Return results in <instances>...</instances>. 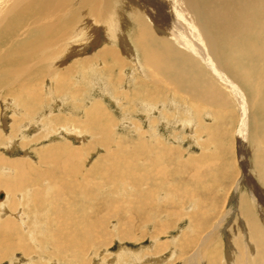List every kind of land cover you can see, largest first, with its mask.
<instances>
[{
    "label": "rangeland",
    "instance_id": "obj_1",
    "mask_svg": "<svg viewBox=\"0 0 264 264\" xmlns=\"http://www.w3.org/2000/svg\"><path fill=\"white\" fill-rule=\"evenodd\" d=\"M117 1L125 3L123 2L124 0ZM123 9L125 13L128 12L127 8ZM89 22H91V20ZM137 27V24L130 20L122 27L119 38L118 36L109 35V33L105 30H98L99 32L97 31L98 33L96 32L93 35L94 38L92 37L88 39L87 37L89 35H84L79 38L77 35L76 37L72 35L70 39L72 40L70 41L72 46H70L71 49L69 52H64L60 57H58L57 61L54 59L56 62L45 61L50 57L48 54H52L50 52L45 55H38L39 58H34L36 62L35 68L34 66L31 67L34 61H31V63L28 64L30 69H32L28 72L29 74H27L26 80L23 79V82L17 81L16 83L10 85V87L7 86L2 89L0 97H3L4 95L7 97L6 95L10 92L11 95L19 93V96L15 95L12 97L13 100H11L13 107L11 108L10 105L9 108L4 105V100H2L0 118L3 117L2 113H6L8 116L6 119V130L9 129L7 130V133L10 132L12 120L13 122L16 120L19 122V120L24 116H27V119H25V122L23 123H26L25 125L21 124L16 131L15 128L13 129L18 133L21 131L22 133L20 132V134L24 136V139L22 140L18 138L19 134H17L18 136L16 135V139L14 136V139H12L14 143L16 142L17 146L20 144L18 147L16 146L15 149L8 150L6 149V146H4L5 143L10 144L12 136L11 138L9 137V134L11 133L6 135V132L2 128L3 126H0V141H5L3 144L2 142L0 143V160L3 159V164H7V169L5 168L6 170L13 171V173H6V171H2L3 174H0V181L21 172L19 167H25L26 170L28 169L27 171L32 172L30 175H33L34 178L37 176L38 178L40 177L39 180L42 179L41 184H43V187L46 183H53L55 185L52 184L51 187H53V189L47 191L41 196H38V198L33 197L32 194H35L34 192H36L37 188L40 187L41 184L39 183L33 186L31 184H26L28 186L25 185L26 188L24 187L20 189L16 192V194H9V206L6 203V208L9 209L12 206L14 211L12 213L8 211L5 215L12 218L15 225L18 226L19 220L16 219L15 215L19 211L21 214L20 218H22L24 214V222L26 223L28 221L27 223L33 232L35 241H38V243L43 241V244L39 243L38 246L41 244L40 248L44 250L45 254H43V257L37 255L40 250L37 246H35L36 244L34 245L35 247L33 245V247L29 245V247H32L37 254H28L24 248H21L18 252H13V255L11 254L7 258L0 260V264H17L18 261L23 258L25 261H29L27 262L28 264H40L39 262H41V264H61L62 262V264H75L77 259L83 264H188V260L191 259L190 256L193 257L195 254H197L195 258L197 264H210L211 257L209 252H211L214 247H218L220 251V255H218V264H264V249L260 250L259 248L261 243L259 244L258 241L253 240L250 229L247 226V222H244L240 216L239 218L242 220V224L240 225V220H237V216L243 206L242 203L243 201L245 202L246 195L249 192L246 183L242 182L239 184L238 182L241 177H243V174L240 170L238 162L236 161L238 160V153L236 152L238 147L236 140L237 136L234 137V134H236L235 131L238 125L237 116L234 113H228L225 110L223 112L214 105L209 106L210 108L201 109H195V106H186L187 109L185 110L183 109L184 106L178 101L179 97L171 98V100H169V97L165 99L166 96H163L166 91L165 88L170 90L169 87H171V84L169 85L165 82L160 83L158 79L162 78L161 80H168L169 77L165 75H158L157 71L152 66L149 67V64L143 59V51L134 40V36L137 33ZM83 43L84 45H82ZM105 46L107 48L115 49L121 54L124 59V67L122 66L121 68L116 66L115 63H112L111 59H108L106 62L103 59L94 56H97L96 53ZM73 51L76 53H73ZM93 56L94 60H92ZM88 57L91 58V65L77 64ZM96 58L98 60H96ZM41 63L44 67L40 65ZM70 66L73 67L70 68ZM118 67L120 69H118ZM24 69L28 70L29 68L27 69L24 67ZM66 70L72 71L67 72ZM64 71L68 74L66 75ZM154 71L157 75L154 74ZM193 71L194 72L190 71V73L197 74L196 70ZM202 74L204 75L203 71ZM33 75H35V77ZM203 75L202 77L205 76ZM39 82L40 84H38ZM36 86L37 89L39 87L40 88L35 90ZM144 86H147V89ZM20 87H22L23 90L19 89ZM141 90H143V94L140 92ZM36 91L39 92L36 93ZM217 92L218 94L216 95L218 98H221L224 102H228L232 98L229 93L221 88L217 89ZM26 93H30L29 97L32 98L33 96H40L44 102H41L39 107L34 109L35 112H33L34 110H31L33 115L30 111H26L25 114V111L15 103L17 97L22 98L23 94ZM151 93H154L155 96L157 95L159 99V101L154 104L147 98L151 95ZM157 96L156 100H158ZM48 103L49 105H47ZM5 108H7L8 111L3 112ZM217 111L220 117L217 116ZM27 112L30 116L27 115ZM1 121L2 120L0 119V125H3L1 124ZM56 121L58 122L56 123ZM107 129L110 134L107 132ZM15 132L12 135H15ZM4 134L7 137H5ZM108 134L109 136L106 137ZM36 138H38V141H36ZM103 142L106 144L104 145ZM21 143L22 145L26 143V148L29 149L28 154H24L22 152L24 148H21ZM55 146L56 148L68 146L70 151L72 150L76 152V164L72 162L73 157H70L69 155L62 156V159L67 160V166L62 163V159H57V161L60 160L57 162L54 161V158L52 159V157L47 156L46 151L50 148H53L54 150ZM124 146L127 149L124 148ZM119 148L120 150H117ZM130 148L131 150H129ZM249 148L250 146L248 144L247 153L244 152V154L247 157L246 159L249 160L248 162L251 167L253 158L252 154H254V152ZM134 150H137L139 153H135ZM44 154L45 156L40 160ZM113 156L115 158H113ZM17 159H19V163ZM23 159L25 161H29L30 165L23 161ZM15 161L17 162L15 163ZM233 161H236L238 165ZM22 163L23 165H21ZM24 163L27 164V167ZM10 164L12 167H10ZM134 165H136V167ZM15 166L19 167L16 168ZM0 168L2 169V166H0ZM131 169L132 171L135 169V171L132 172L130 171ZM65 170H68V176H71L70 173L72 172L78 176L86 175L88 178H91L87 188L76 187L79 188V193L77 192L75 194L78 198H69L67 200L68 203L69 200H72L68 204L73 210L71 213L73 212L78 215L80 207H82L83 214L87 213L88 218L92 217L91 219L93 220H99L98 223L103 222L102 226H107L104 227L105 229L107 228L106 230L104 228L102 229L103 233H100L101 231L98 229L96 231L95 228L91 231V236L93 235L91 239H93H88V246L86 247L88 250L82 253V256L76 253L79 258L75 255L77 259L74 258V261L73 257L70 256L72 254H66L68 249L66 247L60 248V242L56 241L53 235L56 230L58 232V227L55 221L57 211H62L57 209L55 206L57 205V200L53 197L55 193L54 190H56L58 184L61 182H68L71 179H68L69 177L65 175ZM251 170L253 171V168ZM195 171L197 172V176L194 179L190 178ZM252 171L251 173H253ZM92 174L93 176H91ZM127 174L130 175L128 178L125 177V179L124 176H127ZM163 174L165 177H162ZM141 177H146L147 179L143 178L144 180L142 179V181L144 182H142ZM34 178L32 181H38V179ZM132 178L136 179L134 180ZM123 179L125 180L123 181ZM129 179H131V181ZM236 180L237 182H235ZM54 181L58 182V184ZM137 181L139 182V185H137ZM126 182L128 186L125 185ZM81 183H84V181ZM140 183L142 186H140ZM161 185L162 187H160ZM191 185H193V187H191ZM141 187H144L145 190ZM138 188H141L142 190H139ZM2 189L3 188L1 187L0 192H2ZM146 189L148 191H146ZM4 191L5 190L3 189V192ZM136 191H139V193L142 194H137L138 192ZM134 193L138 196L136 197V194ZM127 194L129 195L127 196ZM102 195L105 196V199ZM82 196L85 197L83 198ZM114 196L124 197L126 200L125 204L128 203L129 206L126 204L123 208H121L122 212H119V214H122V216L117 215V217L114 216V219L113 217L110 219V215L106 213L107 209L105 212V208L103 209L100 207L99 209L98 206L116 204V199H113ZM145 196L148 200H150L148 201ZM138 197H140V199ZM39 198L42 199L41 203H39ZM95 198H97L98 202H95L97 201ZM102 199H104V202ZM136 199L139 200V203L148 201L151 204H145L143 202L141 203V206L139 204L141 208L135 205L134 207L131 204H133ZM131 201H133V203ZM91 203L94 205H91ZM85 204H89L92 210L90 209L91 211H89L88 208L85 210ZM146 205L147 207L149 206V208H146ZM142 209L145 210L142 211ZM125 210L126 212H124ZM66 211L68 212L67 215L71 214H69L68 209H66ZM173 212L174 214H172ZM74 214L71 215L75 216ZM255 214H260L259 220H261V216L263 214L257 208ZM104 215L106 217L108 216V219H105ZM223 216L225 217L224 222H222V228L217 230L216 233L213 232L214 230L212 228ZM102 217L105 220L101 219ZM199 220H204L206 223L200 224ZM105 221L107 222L106 224ZM116 222L118 223L119 228ZM262 228L264 229V227ZM127 229H129V231H127ZM108 231L112 232V235H109V237L107 236ZM121 234H123L122 236L124 237H121ZM126 234L129 235L125 236ZM185 234V238H188V240L182 241ZM21 235L23 237L22 240L26 242L25 245H28V241L30 240L28 239V235L25 232L21 233ZM203 235L208 238L206 242L207 244L205 243L204 245L201 244L198 246V243H201V240L204 238ZM262 235L264 236V230H262ZM101 238H106L105 240L107 243H105V245L99 243ZM196 239L197 242H195ZM191 241L193 243H191ZM202 241H204V239ZM260 242L264 243V240H261ZM250 243L252 244L250 245ZM249 245L253 247L252 250H250ZM45 246H48L47 249ZM92 246L96 248H93ZM229 247H231V250ZM92 249H94V252ZM47 250L49 252L52 250L55 253L60 251L61 254H57L59 256H55V254H47ZM249 250L251 253H248ZM244 251L246 252L244 253ZM253 252L255 253L253 254ZM84 256L89 260L84 259ZM46 257H50L51 259ZM66 258H70L71 260H68L74 263L67 261ZM36 259L39 261L37 262ZM80 260H83L84 262Z\"/></svg>",
    "mask_w": 264,
    "mask_h": 264
},
{
    "label": "bare ground",
    "instance_id": "obj_2",
    "mask_svg": "<svg viewBox=\"0 0 264 264\" xmlns=\"http://www.w3.org/2000/svg\"><path fill=\"white\" fill-rule=\"evenodd\" d=\"M123 2H125V3L118 2L117 0H0V95H1V91L3 88H5L7 86L10 87V85H12L13 83H16L17 81H22L23 79H25V80L27 79V74H29L28 72L32 69V68L30 69L28 64L31 63V61H34V63H33L34 65L32 64L31 67L34 66V68H35L36 62H35L34 58H37L38 55H40V54L45 55L46 53L50 52L52 54H48V56H50V57L47 58V60H45V61L53 62V61H55L54 59H56V61H57L58 57H60L64 52H67V51L69 52V50L71 49L70 46H72L70 43V41H72V40H70L72 35L75 37L77 35L78 38L81 36H84V35L85 36L89 35L87 37V39H88V38H92L93 35L98 30H105L109 33V35L118 36V38H119L122 27L125 26L127 22L132 20V22L136 23L138 26L137 27V33L134 36V40H135V43L143 51V57H144L143 59L149 64V67L152 66L157 71L158 75H165V76L169 77V79L167 78L168 80H166V79L161 80L162 78L158 79V81L160 83L165 82L169 85L171 84L170 85L171 87H169L170 90L165 88L166 89V91H165L166 95L165 94L163 95V96H166L165 99H167L169 97V100H171V98H178L179 97L178 101H179V103H181V105L184 106L183 109H185V110L187 109L186 106H195V109H201V108H210L209 106L214 105L215 107H218L219 109H221L223 112L225 110L228 113H234L237 116L238 125H237L236 131H235L236 134H234V137L237 136L236 140H237V147H238V149L236 150V152L238 153V155H237L238 160H236V161L238 162V164L240 166V170L243 174V177H241V179L239 177L240 181H238V182H239V184H241L242 182L246 183L248 186V190H249L248 194L246 195L245 202L243 201V203H242L243 204V206H242L243 210H242V207H241V210L239 209L240 213L237 216V218H238L237 220H240V225L242 224V220H244V222L248 223L247 226L250 229L251 236H252L253 240L258 241L259 244L261 243V245L260 246L258 245V246H259L260 250H263L264 249L263 248L264 243L260 242V241L264 240V236L262 235V230H264L262 228V227H264V0H124ZM123 8H127L128 15H127V13H125V11H123L124 10ZM90 20H91V22H89ZM82 26H83V29H82ZM84 39H86V38H84ZM82 45H84V43ZM105 47H103L102 49H100L99 52L96 53L97 56L96 55H94V56L101 58L106 62L108 59H111L112 63H115L116 66H119L121 68H122V66L124 67V63H123L124 59L122 58L121 54L115 49H111V48H107V47L105 48ZM75 48H78V47H75ZM78 50H77V52H78ZM73 53H76V52L73 51ZM94 56H93L92 60H94ZM89 57L86 58L85 60L82 59L83 61L80 63L78 62L77 64H81V65L82 64L83 65H89L90 64L91 65L92 61H91V58H89ZM66 58H68V57H66ZM96 60H98V59L96 58ZM43 64L45 65L44 62H43ZM43 64L41 63L40 65L43 66ZM24 67L27 69L29 68V69L25 70ZM72 67L73 66H70V68H72ZM119 67H118V69H120ZM23 69H24V71H23ZM193 70H196L197 74H195V73L191 74L190 71L194 72ZM66 71H64V73ZM70 71H72V70H70ZM70 71H67V72H70ZM202 71L204 72L205 76L202 74ZM38 72H39V70H38ZM32 74H34V73H32ZM154 74H156L155 71H154ZM66 75H64V76H66ZM202 75L204 77H202ZM33 76L35 77V75H33ZM64 78L67 79L66 77H64ZM64 78H62V79H64ZM42 81H44V80H42ZM58 83H59V81H58ZM35 84H36V82H35ZM38 84H40V82ZM28 85H30V84H28ZM20 86H21V84H20ZM24 86H23V88H24ZM32 86H33V83H32ZM144 87L147 89V86H144ZM220 88L225 90L227 93H229L231 95V97H232L231 100H229L228 102H224L221 98H218V96L216 94H218L217 89H220ZM19 89L23 90L22 87H20ZM38 89L36 86L35 90H38ZM28 90H29V88H28ZM161 90H162V88H161ZM39 91H36V93H38ZM142 91L143 90H141L140 92L142 93ZM150 91H152V90H150ZM30 93L33 94L32 92H30ZM30 93L23 94V96L25 98L23 96H22V98H19L16 96L17 99H16L15 103L17 106H19L20 108H22V110L25 111V114H26V111L31 112V110L37 109L41 102L44 103L43 99L40 96H33V98L29 97ZM158 93H159V89H158ZM18 94H12L11 95V92H10L9 94L6 95L7 97H5V95L3 94L4 96L0 97V107L2 104V100H4L3 104L8 106V108H9V105H10V108L13 107L12 106V100H13L12 97L15 95H18ZM38 95H40V94H38ZM133 96L135 98H137L135 95H133ZM156 96L154 95V93H151V95L148 96L147 98L149 99L150 102H152L154 104L155 102L159 101L158 96H157L158 100H156ZM172 101H173V99H172ZM46 102H47V100H46ZM47 105H49V103ZM75 109H73V110H75ZM6 111H8L7 108H5V110H3V112H6ZM33 112H35V110ZM33 112H31L32 115H33ZM0 115H1V112H0ZM27 115L30 116V114L28 112H27ZM2 116L3 117H1L0 119L2 120L1 124H3V125H0V126H3L2 128L6 132V135L11 133V134H9L10 138L12 136L11 140L14 139V136L16 139V137L18 136L17 134H19V137H18L19 139H21V140L24 139V136H22L20 134L21 131L19 133L15 132V131L18 130V128L21 124L22 125L26 124V123L25 124H23V123L25 122V119H27V116L26 117L24 116L23 118H21L19 120V122H18V120L14 121V122L12 120V124H11L12 126H10L11 129H10L9 133H7V130H9V129L6 130V128H7L6 119L8 116L6 115V113H2ZM217 116L220 117L218 114V111H217ZM9 121H11V120H9ZM57 122L58 121H56V123ZM107 124H109V123H107ZM64 125H66V124H64ZM71 125H73V124H71ZM63 127H65V126H63ZM14 128H15V131L13 130ZM101 130H103V129H101ZM14 132H15V135H12ZM107 132H109V130ZM109 134H110V132H109ZM109 134L106 137H108ZM6 135H5V137H7ZM79 135H81V134H79ZM0 137H1V135H0ZM36 139H37L36 141H38V138H36ZM2 141H0V143ZM33 141H35V140H33ZM3 143H5V141L2 142V144ZM22 143H21V148H24V150L22 152L24 154H28L29 149L26 148L27 142L23 145H22ZM103 144H104V142H103ZM248 144L250 146L249 149H251V151L253 150V152H254V154H252L253 158H252V164H251L253 171L251 170L252 168L249 165V162H248L249 160L246 159L247 157L244 154V152L247 151ZM4 146H6V149L9 150V149H15L17 145H16V142L14 143V141L12 140L10 142V144L5 143ZM160 146H161V144H160ZM246 146H247V148H246ZM57 147H59V146H57ZM54 148H55L54 150H53V148H50L48 151H46L47 156L52 157V159L54 158V161H57V159H62V156L69 155L70 157H73L72 162L74 164H76L75 158H76L77 154H76V152H74L72 150L70 151V148L68 146H63L61 148H56V146H55ZM124 148H126V147L124 146ZM34 150H35V148H34ZM117 150H120V148ZM129 150H131V148ZM136 152H137V150L135 151V153ZM10 153H11V151H10ZM137 153H139V152H137ZM34 154H35V152H34ZM24 156H26V155H24ZM44 156H45V154L40 158V160ZM135 156H136V154H135ZM49 157H48V159H49ZM113 158H115V157L113 156ZM18 160L19 159H17V161ZM62 160H61L62 163L65 166H67L66 165L67 160L66 159H62ZM2 161H3V159L0 160V166H2V169L0 168V174H3L4 171H6V173L7 172L13 173V171L6 170L7 164H3ZM17 161H15V163ZM23 161H25V160L23 159ZM59 161H57V162H59ZM236 161H233V162H236ZM25 162L28 163V165H30L29 161H25ZM237 162L235 164H237ZM18 163H19V161H18ZM26 163H24V164H26ZM21 165H23V163ZM134 166L136 167V165H134ZM10 167H12V165ZM15 167L17 168L19 166H15ZM26 167H27V164H26ZM135 167H133V168H135ZM19 168L21 169V172L16 173L14 176L12 175L11 177H7V179H5V180L3 179V181H0V188L2 187L5 191L7 190L6 192L5 191L3 192V189H2V192H0V260H2L3 258H7L11 254L13 255L15 252H18V250H21V248H24V250L26 251V253L28 252V254H32V255L37 254L35 252V250L32 248L35 244H36L35 246H37L38 249L40 250V251L38 250L39 253L37 255L43 257V254H45L44 250L42 248H40L41 244L38 246L39 243L43 244V241H41L39 243H38V241H35L33 232L29 228L30 226L27 223L28 221L26 223L24 222V220H25V218H23L24 214H23L22 218H20L21 214L19 211L15 215L16 219L19 220L18 226L15 225L12 218L7 217L5 215V213L8 211H10V213H12L14 211L12 206L9 209L6 208L7 207L6 203L8 205V201H9L8 199L10 197L9 194H12V193L16 194V192L19 191L20 189L24 188L26 184H28V185L31 184L32 186L37 185L38 183L41 184L42 179L39 180L40 177L38 178L36 176L35 178L38 179V181H36V180L32 181L34 178L33 175H30L32 172L27 171L28 169L26 170L25 167H19ZM13 169H15V168H13ZM87 169H88V167H87ZM135 169L133 171H135ZM153 169H154V167H153ZM38 170H39V168H38ZM240 170H239V172H240ZM120 171H119V173H120ZM123 171H125V170H123ZM130 171H132V169ZM142 171H144V170H142ZM251 171L253 173H251ZM64 172L66 173L65 175H67V176L69 175V173L67 174L68 170L67 171L65 170ZM121 173H122V171H121ZM70 174H71V176H68L69 177L68 179H70V178L71 179L68 182H61L60 184H58V182L54 181L55 183L58 184L56 190H54L55 193L53 196L57 200V205H55V206L57 209H60L62 211H57V216L55 217V221H56V225L58 227V232L56 230L55 234L53 233V235H54V239L56 241L60 242V244H59L60 248L66 247L68 249L66 254L67 253L72 254L70 256L73 257V261H74V258L75 259H77V257L79 258V256H77V254L78 255L80 254L82 256L83 255L82 253H84L88 250V249H86V247L88 246V239H90V240L93 239V238L91 239V237L93 236V235L91 236V234H92L91 231H93V229L95 228L96 231L98 229L101 231V232L99 231L100 233H103L102 229L104 227H107V226H102L103 222L98 223L99 220L98 221L93 220V219H91L92 217L88 218L87 213L86 214L84 213L85 214V216H84L82 207H80V211L78 212V215L74 214L73 212L71 213V211H73V210H72V208L69 207L68 204L72 200H69V203L67 200L69 198H72V199H75L76 197L78 198V196H75V194L77 192L79 193V191H78L79 188H76V187L87 188L89 186L91 178H88L85 174H84L85 176H78L77 174L72 173V172ZM196 174H197V172L195 171L194 174H192L190 176V178L194 179L197 176ZM80 175H81V173H80ZM129 175L127 174V176H124V178L125 177L128 178ZM138 175H139V173H138ZM151 175H152V173H151ZM67 176H65V177H67ZM91 176H93V174ZM78 177L79 178L81 177L80 178L81 180ZM162 177H165L164 174ZM143 178L141 177V181ZM9 179H11V180H9ZM125 179H123V181ZM132 179L135 180L136 178H132ZM149 179H151V178H149ZM227 179H228V177H227ZM237 179H238V176H237ZM50 180H52V179H50ZM129 180L131 181V179H129ZM155 180H156V178H155ZM161 180H162V178H161ZM82 181H84V183H81ZM115 182H117V181H115ZM142 182H144V181H142ZM235 182H237V180ZM141 183H140V186H142ZM52 184L46 183L44 187H43V184H41L40 187L37 188L36 192L33 191L35 193V194H32L33 197L38 198V196H41L42 194H45L47 191H50L51 189H53V187H51ZM168 184H170V183H168ZM28 185H26V186H28ZM53 185H55V184H53ZM125 185H127V182ZM137 185H139V182ZM162 185L160 187H162ZM234 185H235V183H234ZM41 186H42V188H41ZM116 186H119V185H116ZM131 187L133 188L132 185H131ZM191 187H193V185H191ZM35 188H36V186H35ZM141 188H138V189L139 190H142V189L145 190L144 187L142 189ZM151 188H150V190H151ZM33 189H34V187H33ZM118 189H119V187H118ZM121 190H119V191H121ZM126 191H127V189H126ZM146 191H148V190L146 189ZM136 192H138L137 194H142V193H139V191H136ZM141 192H143V191H141ZM149 192H151V191H149ZM146 193H148V192H146ZM129 194H127V196ZM134 194H136V193H134ZM137 194L135 195L136 197L138 196ZM78 195H81V194H78ZM83 195H84V193H83ZM144 195H143V197H144ZM148 195H150V194H148ZM122 196L121 197H118V196L115 197L114 196L113 199L114 200L116 199V202H117L116 204L98 206V208L99 209H100V207H102L103 209L105 208V212L107 209L106 213H108V215H110L109 216L110 219H111V217H113V219H114V216L117 217V215L122 216V214H119V212H122L121 208H123L126 204L128 205V203L125 204L126 200ZM131 196H132V194H131ZM104 197L105 196H103V198ZM126 198H128V197H126ZM138 198L140 199V197H138ZM91 199H93V198H91ZM95 199L97 200V198H95ZM104 199H102V201ZM146 199H147V197H146ZM41 200L42 199H40V201L38 200L39 203H41ZM34 201H36V200H34ZM138 201H139L138 199H136L134 201V203H133V201H131L133 203L131 205L139 206V204H140V206H141V203L144 202L143 201V202L139 203ZM148 201H146L144 203L145 204L150 203ZM19 202H21V201H19ZM86 202H88V201H86ZM95 202H98V200ZM131 202H129V203H131ZM197 202H199V201H197ZM11 203H13V202H11ZM36 204H38V203H36ZM145 204H144V206H145ZM40 205H42V204H40ZM91 205H94V204L91 203ZM102 205H103V203H102ZM198 205H197V207H198ZM13 206H15V205H13ZM133 206H132V208H133ZM36 207H37V205H36ZM56 208H53V209H56ZM87 208L89 209V211L92 210L91 206L89 204H85L84 209L86 210ZM146 208H149V206L147 207V205H146ZM256 208L263 214L261 216V220H259L260 214L259 215L255 214ZM66 209L69 210V214L71 213V214H74L75 216H73L71 214L67 215L68 212L66 211ZM144 210L145 209H142V211H144ZM179 211H180V209H179ZM124 212H126V210ZM129 214H128V216H129ZM172 214H174V212ZM175 216H176V214H175ZM239 216L241 217L242 220L239 218ZM107 217L105 216V219ZM224 217L225 216L220 218L218 221L216 220L217 223L212 228L214 230V231L212 230L213 232L216 233L217 230L222 228V222H224ZM180 218H182V217H180ZM96 219H97V217H96ZM101 219H104V218L102 217ZM15 221H17V220H15ZM100 221H102V220H100ZM106 223L107 222L105 221V224ZM199 223L204 224L206 222L204 220H199ZM32 225H33V223H32ZM117 226H118V223H117ZM118 228H119V226H118ZM119 230H121V229H119ZM127 231H129V229H127ZM23 232H25L29 237L28 239H30L28 241V243H29L28 245H25L26 242H24L22 240L23 237H22L21 233H23ZM109 235H112V232L108 231L107 236L109 237ZM122 235L123 234H121V237H124ZM127 235H129V234H126L125 236H127ZM183 237H184V239H182V241L188 240V238H185L186 234ZM48 238H50V237H48ZM48 238H47V240H48ZM105 239L101 238L99 243L102 245H105V243H107V241ZM199 239H202V238H199ZM203 239H204V241H202ZM203 239L201 240V243L200 242L198 243V246H200L201 244L204 245L208 240L207 236H204ZM25 240H27V239H25ZM195 242H197V239ZM191 243H193V242L191 241ZM100 244H98V245H100ZM251 244L252 243H250V245ZM29 245L30 246L33 245V246L29 247ZM190 245H197V244H190ZM47 247L45 246L46 249H47ZM93 248H96V247H93ZM229 248L231 250V247H229ZM249 248H250V250H252L253 247L250 246ZM29 250H30V252H29ZM93 250L94 249H92V251ZM250 250L248 253H251ZM93 252H92V254H93ZM120 252H121V250H120ZM245 252L246 251H244V253ZM46 253L52 254V255L55 254V256L57 254H59V255L61 254L60 251L58 253H55L52 250L50 252L48 251ZM254 253L255 252H253V254ZM241 254H242V252H241ZM59 255H57V256H59ZM209 255L211 257L210 264H218V258H219L218 255H220V251H219L218 247L217 248L214 247L213 250L211 252H209ZM228 255H230V254H228ZM90 256H91V254H90ZM196 256H197V254H195L193 257L190 256L191 259L188 260L187 263L188 264H197V261L195 259ZM199 256H200V254H199ZM72 257H71V259H72ZM46 258H50V257H46ZM57 259H58V257H57ZM66 259H67V261L71 260L70 258H66ZM68 259H70V260H68ZM84 259H86L85 256H84ZM83 260H80V261L84 262ZM86 260H89V259H86ZM38 261L39 260H37V262ZM62 261H64V260H62ZM27 262H29V261H25V259L23 258L22 260L20 259V261H18L17 264H28ZM37 262H35V263H37ZM70 262H72V261H70ZM85 262H87V261H85ZM39 263L41 264V262H39ZM72 263H74V262H72ZM92 263H94V262H92ZM10 264H12V263H10ZM75 264H83V263H80L77 259V262H75Z\"/></svg>",
    "mask_w": 264,
    "mask_h": 264
}]
</instances>
